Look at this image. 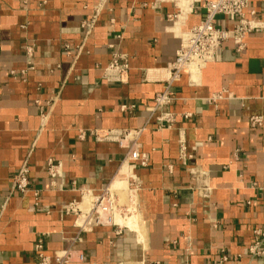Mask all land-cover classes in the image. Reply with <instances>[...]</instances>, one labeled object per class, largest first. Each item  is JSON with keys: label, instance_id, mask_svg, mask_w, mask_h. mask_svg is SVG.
Wrapping results in <instances>:
<instances>
[{"label": "crops", "instance_id": "obj_1", "mask_svg": "<svg viewBox=\"0 0 264 264\" xmlns=\"http://www.w3.org/2000/svg\"><path fill=\"white\" fill-rule=\"evenodd\" d=\"M205 2L0 0V264H37L39 238L47 255L82 252L71 264H214L222 254L221 264H264L247 253L264 228V31L241 51L223 42L154 108ZM251 10L264 20V0H249ZM115 56L128 64L123 82L103 76ZM167 112L171 125L159 127ZM105 129L140 130L147 164L95 137ZM23 163L38 207L32 191L12 190ZM121 172L134 187V228L80 227L64 211L85 210Z\"/></svg>", "mask_w": 264, "mask_h": 264}, {"label": "built area", "instance_id": "obj_2", "mask_svg": "<svg viewBox=\"0 0 264 264\" xmlns=\"http://www.w3.org/2000/svg\"><path fill=\"white\" fill-rule=\"evenodd\" d=\"M249 5V0H206L202 19L187 31L180 35V47L176 52L175 60L168 67V76L164 80L165 88L156 94L155 107H162L171 101L168 92V84L180 77L184 71H199L206 63L216 59L219 47L223 42L231 40L237 49L241 51L245 47V36L252 32L264 31V20L258 18L255 11L251 10V17H246L245 10ZM228 20L232 22L230 27L220 25L218 20ZM128 64L121 56H115L104 68L103 76L108 81L123 82L127 78ZM159 127H169L173 121L172 114L167 112L158 117ZM250 122L253 126L260 125L261 116H251ZM140 130L132 129H105L95 131L94 135L99 140H115L120 146L127 149L129 160L137 162L140 166L147 164V154L140 152L136 145ZM127 143L123 145V142ZM51 173L52 165H48ZM130 189L134 188L131 185ZM12 190L25 194L32 191L34 197V206L38 207L40 191L32 189L28 179V167L23 163L13 176ZM88 211H83L78 205L70 203L64 207L65 212H72L76 218L81 220L80 227L89 225L109 224L119 225L109 218V221H103L98 218L101 212H105L109 217L113 211L121 205L118 204V198L108 185L94 195L90 201ZM123 210L122 208H120ZM94 215L93 222L87 224V220ZM254 242L247 248V253L252 257L264 256V228H257L253 231ZM37 264H71L83 260V253L74 251L70 248L56 251L53 255H47L43 251L42 239L39 238L34 244ZM75 256V257H74ZM228 257L222 254L214 264H221L227 261Z\"/></svg>", "mask_w": 264, "mask_h": 264}, {"label": "bare ground", "instance_id": "obj_3", "mask_svg": "<svg viewBox=\"0 0 264 264\" xmlns=\"http://www.w3.org/2000/svg\"><path fill=\"white\" fill-rule=\"evenodd\" d=\"M127 171V169H126ZM123 172H125V169L123 170ZM119 173L117 176L114 177V179L112 180V182L109 183L108 188L117 195L118 197V204H120L123 207V203L120 202V198L119 195L121 197V200H125V199H129L132 198L133 194L131 192V189L128 187L127 185V180L125 178V173ZM90 201L91 198H89V202L87 204V207L85 210L83 211H88L90 208ZM133 206V205H132ZM125 207V206H124ZM126 208V207H125ZM121 214V209H117L113 211V215L111 217H109L105 212H101V214L98 216V218L100 220L103 221H109V218L111 220H113L115 223L117 224H121L124 225L128 228H134L135 225V220L133 216H121L119 215ZM93 217L94 215L92 214L89 219L87 220V224H90L93 222ZM81 220H79L78 222H80Z\"/></svg>", "mask_w": 264, "mask_h": 264}, {"label": "rangeland", "instance_id": "obj_4", "mask_svg": "<svg viewBox=\"0 0 264 264\" xmlns=\"http://www.w3.org/2000/svg\"><path fill=\"white\" fill-rule=\"evenodd\" d=\"M117 198H118V197H117ZM119 198H120V202L123 203V207H122V206L118 207V209H120V208L123 209V210H121V216H135V212L130 213V212L133 210V208H135V205L133 204V200H132V198L125 199L124 201L121 200L120 195H119ZM90 204H91V203H90ZM119 205H120V204H119ZM132 205H133V206H132ZM124 206L126 207L127 210H129L128 212L125 211V207H124ZM130 210H131V211H130Z\"/></svg>", "mask_w": 264, "mask_h": 264}]
</instances>
